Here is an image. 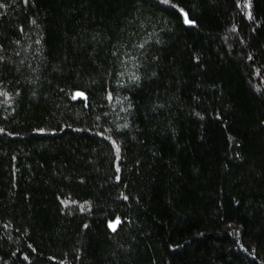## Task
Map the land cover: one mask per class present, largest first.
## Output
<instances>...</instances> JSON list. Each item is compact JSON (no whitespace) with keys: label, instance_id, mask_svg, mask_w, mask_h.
<instances>
[{"label":"trees","instance_id":"1","mask_svg":"<svg viewBox=\"0 0 264 264\" xmlns=\"http://www.w3.org/2000/svg\"><path fill=\"white\" fill-rule=\"evenodd\" d=\"M0 5V264H264V0Z\"/></svg>","mask_w":264,"mask_h":264},{"label":"snow or ice","instance_id":"2","mask_svg":"<svg viewBox=\"0 0 264 264\" xmlns=\"http://www.w3.org/2000/svg\"><path fill=\"white\" fill-rule=\"evenodd\" d=\"M24 2L25 3H27V0H24ZM251 5H250V3H246L245 4V7H250ZM0 7H3V5H0ZM184 16H185V23L186 24H188V23H193L192 21H190V20H188V18H187V14H184ZM249 18H251V14L249 13ZM134 79H135V77H134ZM77 95H83L82 93H77ZM109 98H111V97H109ZM115 146V145H114ZM117 151H118V149H117ZM110 227H113V225L112 224H110L109 225ZM113 230H114V228H113Z\"/></svg>","mask_w":264,"mask_h":264}]
</instances>
